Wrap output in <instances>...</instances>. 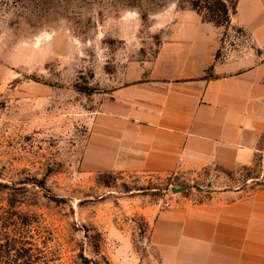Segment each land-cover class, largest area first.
<instances>
[{
	"label": "rangeland",
	"instance_id": "obj_1",
	"mask_svg": "<svg viewBox=\"0 0 264 264\" xmlns=\"http://www.w3.org/2000/svg\"><path fill=\"white\" fill-rule=\"evenodd\" d=\"M235 3L0 0V225H28L64 264H120L146 256L160 211L264 190V147L232 172L94 171V114L128 68L150 60L187 10L220 29L221 58L244 42Z\"/></svg>",
	"mask_w": 264,
	"mask_h": 264
},
{
	"label": "crops",
	"instance_id": "obj_2",
	"mask_svg": "<svg viewBox=\"0 0 264 264\" xmlns=\"http://www.w3.org/2000/svg\"><path fill=\"white\" fill-rule=\"evenodd\" d=\"M244 42L218 58L220 29L187 10L154 56L94 114V171L232 172L264 147V0H236ZM222 192L160 211L120 264H264V190Z\"/></svg>",
	"mask_w": 264,
	"mask_h": 264
},
{
	"label": "trees",
	"instance_id": "obj_3",
	"mask_svg": "<svg viewBox=\"0 0 264 264\" xmlns=\"http://www.w3.org/2000/svg\"><path fill=\"white\" fill-rule=\"evenodd\" d=\"M31 239L28 225H0V264H64Z\"/></svg>",
	"mask_w": 264,
	"mask_h": 264
},
{
	"label": "water",
	"instance_id": "obj_4",
	"mask_svg": "<svg viewBox=\"0 0 264 264\" xmlns=\"http://www.w3.org/2000/svg\"><path fill=\"white\" fill-rule=\"evenodd\" d=\"M186 188H179V189H176V188H171V192L172 193H178V192H182L184 191Z\"/></svg>",
	"mask_w": 264,
	"mask_h": 264
}]
</instances>
